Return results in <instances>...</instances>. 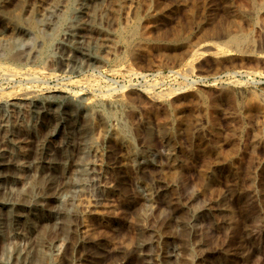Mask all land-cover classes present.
Here are the masks:
<instances>
[{"label": "rangeland", "instance_id": "1", "mask_svg": "<svg viewBox=\"0 0 264 264\" xmlns=\"http://www.w3.org/2000/svg\"><path fill=\"white\" fill-rule=\"evenodd\" d=\"M60 1L0 0V30L5 18L36 25L26 42L0 46V124L20 162L19 185L7 189L19 199L43 192L24 167L45 138L61 170L45 205L56 220L34 236L30 264H264V0H101L100 33H80L97 61L81 68L58 60L84 0ZM32 101L50 113L35 119ZM77 166L83 187L72 194ZM59 191L61 203L52 198ZM5 234L0 261L19 241L27 247Z\"/></svg>", "mask_w": 264, "mask_h": 264}, {"label": "bare ground", "instance_id": "2", "mask_svg": "<svg viewBox=\"0 0 264 264\" xmlns=\"http://www.w3.org/2000/svg\"><path fill=\"white\" fill-rule=\"evenodd\" d=\"M6 1V0H5ZM44 1V0H43ZM57 1V0H56ZM62 1V0H61ZM60 1V2H61ZM64 1V0H63ZM62 1V2H63ZM71 1H73V0H71ZM83 1V0H82ZM110 1H112V0H110ZM11 2V1H10ZM28 2V1H27ZM34 2V1H33ZM42 2V1H41ZM52 2V1H51ZM100 2H101V0H84L82 3L79 1V3H81V5L79 6V9H78V11H76V22H75V24H74V26L71 28V29H69L66 33H65V35H64V39H62L63 40V42L61 43V45L63 46V48H64V55L62 56V57H60V59L58 60L59 62V67H61V66H63V65H65L66 63L68 64V63H71L72 65H77V66H79L80 68L81 67H83V65L85 64V62H86V64L87 65H92V64H94L96 61H97V58L95 57V55L92 53H90L87 49H86V47H84L83 45H84V43H86L85 41H84V37L85 36H82L83 34H80L83 30L84 31H87V32H90L91 34H95V33H100V30H101V28H100V25L98 24V16H99V4H100ZM35 3V2H34ZM48 3H49V1H48ZM105 3V2H104ZM112 3H114V2H112ZM2 4V3H1ZM30 4V3H29ZM38 4V3H37ZM50 4V3H49ZM60 4V3H59ZM70 4V3H69ZM5 5V4H4ZM43 5V4H42ZM52 5V4H51ZM61 5V4H60ZM59 5V6H60ZM31 6V5H30ZM40 6V5H39ZM44 6V5H43ZM103 6H104V4H103ZM45 7H46V5H45ZM37 8V7H36ZM48 8V7H47ZM52 8V7H51ZM51 8H50V10H51ZM61 8V7H60ZM67 8V7H66ZM107 8H109V7H107ZM7 9V8H6ZM38 9V8H37ZM63 10H64V8H62ZM61 9V10H62ZM69 9V8H68ZM113 9V8H112ZM2 10V9H1ZM5 10V9H4ZM9 10V9H8ZM53 10V9H52ZM102 10H104V9H102ZM3 11V10H2ZM17 11V10H16ZM41 11V10H40ZM54 11V10H53ZM56 11V10H55ZM108 11V10H107ZM5 12V11H4ZM57 12H59V11H57ZM56 12V13H57ZM70 12V11H69ZM75 12V11H74ZM102 12V11H101ZM106 12V11H105ZM72 13V12H71ZM70 13V14H71ZM104 13V12H103ZM102 13V14H103ZM108 13V12H107ZM12 14H13V11H12ZM49 14V13H48ZM73 14V13H72ZM101 14V15H102ZM74 15V14H73ZM27 16V15H26ZM48 16V15H47ZM134 16V15H133ZM20 17V16H19ZM111 17H112V15H111ZM110 17V21L113 19V18H111ZM25 18V17H24ZM68 19H70V17H67ZM67 18H65V19H67ZM45 19V18H44ZM46 19H50V18H46ZM54 19V18H53ZM37 20H38V18H37ZM23 21V20H22ZM48 21V20H47ZM109 21V22H110ZM52 22V21H51ZM115 22V21H114ZM114 22H113V25H114ZM70 23V22H69ZM109 24V23H108ZM138 24V23H137ZM57 25V24H56ZM111 25H112V23H111ZM108 26V25H107ZM32 27L35 29L36 28V25L35 24H33L32 25ZM32 27H30V29H28V28H26V27H22L21 26V23H19L17 20L16 21H11V19L9 20V19H3V22H2V28H1V30H0V46L1 45H11V44H13V45H17V44H19L20 42H26L27 40H29V38H31L32 37ZM42 28V27H41ZM111 28V27H110ZM128 28V27H127ZM133 28H135V27H133ZM40 29V28H39ZM48 29V28H47ZM112 29V28H111ZM111 29H110V31H111ZM114 29V28H113ZM119 29V28H118ZM38 30V29H37ZM44 30V29H43ZM115 30V29H114ZM135 30H136V28H135ZM135 30H134V32H135ZM46 31V30H45ZM60 31V30H59ZM64 31V30H63ZM107 32V31H106ZM133 32V33H134ZM47 33H48V31H47ZM47 33H46V36H47ZM51 34V33H50ZM50 34H48V38H50ZM44 35V34H43ZM131 36H132V33L130 34ZM238 35V34H237ZM45 36V35H44ZM63 36V35H62ZM88 36V35H87ZM90 36V35H89ZM94 36V35H93ZM96 36V35H95ZM136 36V35H135ZM234 36H236V35H233V37ZM239 36V35H238ZM10 38V39H9ZM87 38V37H86ZM95 38V37H94ZM129 38H131V37H129ZM240 38V37H239ZM245 38V37H244ZM61 39H60V41H61ZM100 39H102V37L100 38ZM227 39V38H226ZM231 39V38H230ZM243 39V38H242ZM241 39V40H242ZM46 40H48L47 38H46ZM51 40V39H50ZM31 41V40H30ZM240 41V40H239ZM50 42V41H49ZM241 42V41H240ZM240 42H238V43H240ZM30 43V42H29ZM93 43L95 44V42L93 41ZM92 43V44H93ZM132 43V42H131ZM229 43V42H228ZM243 43V42H242ZM26 44V46L28 45L27 43H25ZM31 44V43H30ZM97 44H98V42H97ZM100 44V43H99ZM103 44H105V43H103ZM233 44V43H232ZM231 44V45H232ZM39 45V44H38ZM58 45V44H57ZM122 45V44H121ZM228 45V44H227ZM239 45V44H238ZM237 45V43L235 44V47H237L238 46ZM44 46V45H43ZM95 46V45H94ZM98 46V45H97ZM134 46V45H133ZM225 46V45H224ZM233 46V45H232ZM234 47V48H235ZM6 48V47H5ZM49 48V47H48ZM47 48V49H48ZM95 48H96V46H95ZM130 48V47H129ZM233 48V47H232ZM28 49V48H27ZM37 48H35L34 50L35 51H38V50H36ZM50 49V48H49ZM56 49V48H55ZM107 49V48H106ZM44 50V49H43ZM53 50V49H52ZM51 50V51H52ZM1 51V50H0ZM51 51H49L50 53H51ZM117 51V50H116ZM118 51H120L119 50V48H118ZM32 52H34V51H32ZM39 53H40V51H38ZM49 52H46V53H49ZM52 52H54V51H52ZM59 52V51H58ZM57 52V53H58ZM92 52V51H91ZM36 53V52H35ZM38 53V54H39ZM42 54V53H41ZM72 54V55H71ZM103 54H105V53H103ZM123 54V53H122ZM32 55V54H31ZM51 55V54H50ZM56 55V54H55ZM119 55V54H118ZM52 56V55H51ZM109 56V55H108ZM116 57V56H115ZM3 58V57H2ZM125 58V57H124ZM58 59V58H57ZM117 59V58H116ZM17 60V59H16ZM115 60V59H114ZM19 61V60H18ZM57 61V60H56ZM113 61V60H112ZM7 62H8V58H7ZM24 62V61H23ZM5 63V62H4ZM3 63V64H4ZM55 63V62H54ZM119 64V63H118ZM69 65V64H68ZM117 65V64H116ZM121 65V64H120ZM19 66V65H18ZM1 67V66H0ZM12 67V66H11ZM15 67V66H14ZM67 67V66H66ZM23 68H26V67H23ZM63 68V67H62ZM4 69V68H3ZM2 69V70H3ZM38 69V68H37ZM85 69H86V67H85ZM113 69V68H112ZM10 70H11V68H10ZM16 70H18V68L16 69ZM21 70V69H20ZM33 70L35 71V68H33ZM33 70L31 71V72H33ZM87 70V69H86ZM85 70V71H86ZM93 70V69H92ZM5 71V70H4ZM67 71V70H66ZM91 71V70H90ZM1 72V71H0ZM18 72V71H17ZM16 72V73H17ZM69 72V71H68ZM87 72V71H86ZM12 73V72H11ZM23 73V72H22ZM38 73V72H37ZM187 73V72H186ZM80 74V73H79ZM64 92V91H63ZM58 94V93H57ZM122 95V94H121ZM16 96V95H15ZM22 96V95H21ZM105 96V95H104ZM110 96V95H109ZM163 96V95H162ZM115 97H118V96H115ZM25 98V97H24ZM82 98V97H81ZM76 99V98H75ZM110 99V98H109ZM82 100V99H81ZM11 102H13V101H11ZM25 102V101H24ZM97 102V101H96ZM95 102V103H96ZM21 103V102H20ZM29 105H30V107H29V111L31 112V114L35 117V119L36 118H41V117H43L45 114H47V113H50L49 112V110H48V108H46V106L45 105H43L42 103H39V102H36V101H32V102H29ZM21 106V105H20ZM24 107H25V104L23 105ZM26 109L28 108V105L26 104ZM105 106V105H104ZM118 106V105H117ZM123 106V105H122ZM14 108H16V109H18L19 108V106H17V105H14L13 106ZM3 108V107H2ZM1 108V106H0V110L2 109ZM23 108V107H22ZM21 108V109H22ZM100 108V107H99ZM100 109H102V108H100ZM112 109V108H111ZM117 109V108H116ZM11 110H13V109H11ZM118 110H119V108H118ZM23 111V110H22ZM52 111V110H51ZM106 111V110H105ZM20 112V111H19ZM18 112V113H19ZM28 112V111H27ZM65 112V111H64ZM107 112H109V111H107ZM10 113V112H9ZM17 113V112H16ZM66 113V112H65ZM53 114V113H52ZM51 115V114H50ZM55 115V114H54ZM54 115H52V116H54ZM83 115V114H82ZM81 115V116H82ZM95 115V114H94ZM99 115H100V113H99ZM98 115V116H99ZM104 115V114H103ZM101 116V115H100ZM5 117V116H4ZM49 117V116H48ZM63 117V116H62ZM102 117V116H101ZM7 118V117H6ZM14 118V117H13ZM21 118V117H20ZM25 118H26V116H25ZM70 117H68V118H66V119H64L63 121H61L60 123H58L57 125H58V129L59 128H61V127H63V128H65V126L66 125H68L69 124V122H70V119H69ZM102 119V118H101ZM42 120V119H41ZM62 120V119H61ZM81 120V119H80ZM12 122H13V120H11ZM15 121H16V119H15ZM22 121V120H21ZM38 121V120H37ZM43 121V120H42ZM57 121V120H56ZM73 121V120H72ZM105 121V120H104ZM34 122V121H33ZM46 122V121H45ZM77 122V121H76ZM82 122V121H81ZM117 122V121H116ZM122 122V121H121ZM21 123V122H20ZM47 123V122H46ZM50 123V122H49ZM52 123V122H51ZM56 123V122H55ZM110 123V122H109ZM13 124V123H12ZM22 124H24V123H22ZM53 124V123H52ZM98 124V123H97ZM124 124V123H123ZM38 125V124H37ZM45 125V124H44ZM128 125V124H127ZM14 126V125H13ZM50 126H51V124H50ZM53 126V125H52ZM48 127V126H47ZM99 127V126H98ZM146 127V126H145ZM22 128V127H21ZM49 128V127H48ZM17 128H15V130H16ZM52 129V128H51ZM57 129V130H58ZM45 131V130H44ZM50 131V130H49ZM61 132H62V129L60 130ZM67 131V130H66ZM73 131H74V128H72L71 130H70V132L68 133L69 135H71L72 133H73ZM126 132V131H125ZM25 133V132H24ZM55 133H56V130L55 131H52L51 133H50V135H49V137L51 138V137H54L55 136ZM17 134V133H16ZM42 134V133H41ZM67 134V135H68ZM108 134V133H107ZM106 134V135H107ZM63 135H65L64 133H63ZM63 135H62V137H63ZM77 135V134H76ZM75 135V136H76ZM79 135V134H78ZM25 136V135H24ZM42 136V135H41ZM44 136V135H43ZM80 136V135H79ZM94 136V135H93ZM124 136V135H123ZM20 137V136H19ZM13 138H14V134H12V133H10V132H8L7 130H6V125H5V121L4 120H2V122H1V124H0V242L2 241V237H3V235H6L5 234V232L6 231H10V234H11V238L13 239V238H15L16 240L17 239H20V240H26L25 242L27 243V247L26 248H22V247H19L20 245H21V242L22 241H19L20 242V244H19V246L16 248V249H14V251L13 252H11L10 253V255H9V258L7 259V257H6V259H7V261H0V264H30V262L32 261V260H34V256H36L38 253H39V249H38V244H36V241H35V239H34V236L37 238L39 235H40V228L42 227L43 228V225H45V224H49L50 222H53L54 220H56V219H54V218H56V217H54L53 215H47L46 214V212H45V205H47L49 202H48V199L51 197H48L50 194H49V192H47V189L49 190V187H50V184H52L53 183V181L55 180V178L57 177L56 176V174L57 173H59L58 171H57V169H58V165L56 164L57 163V161H56V159H55V157H54V155L52 156V153H51V143L49 142V140H48V138H45V140L44 141H42V143H41V145H40V158L39 159H37V160H35V162L33 163V164H31L30 163V165H27V166H25L24 168L27 170V172L29 173V177L27 178V179H29L30 177H32L30 180H32V181H35L36 180V178L37 179H39V178H41V180H40V182L41 183H43V184H41L42 185V189H43V192H36V191H32L31 190V192L29 191V193H27V197H25L24 199H19V198H16L17 196H16V194L15 195H13L14 193L12 192L13 191V188H11V190H8L7 189V187H8V185H19L18 183H19V178H18V176L17 175H19L20 173H18L17 172V175L16 174H14L13 172V170L14 169H16V168H18V164L20 163H18L16 160L15 161H13L12 159H10V154L13 152H11L10 153V145H12V142L13 141H15V140H13ZM26 138H28V137H26ZM77 138V137H76ZM76 138H75V140H76ZM17 139H18V137H17ZM16 139V141H18ZM34 139V138H33ZM40 139V138H39ZM57 139H60V138H57ZM69 139H71V137L69 138ZM68 139V140H69ZM116 139V138H115ZM122 139V138H121ZM35 140V139H34ZM51 140H53V139H51ZM74 140V139H73ZM78 140V139H77ZM27 141V140H26ZM36 141V140H35ZM79 141V140H78ZM34 142V141H33ZM37 142V141H36ZM70 142H72V141H69V143L68 144H65L66 146V148H68L70 145H71V143ZM87 142V141H86ZM15 143V142H14ZM23 143V142H22ZM29 143V142H28ZM81 143H82V141H81ZM27 144V143H26ZM35 144V143H34ZM53 144V143H52ZM58 144H60V142H58ZM25 145V144H24ZM55 144H53V146H54ZM76 144H74V146H75ZM127 145V144H126ZM34 146V145H33ZM56 146V145H55ZM58 146V145H57ZM20 147V146H19ZM18 147V148H19ZM31 147V146H30ZM76 147H77V145H76ZM76 147H75V149H76ZM24 148V147H23ZM27 148V147H26ZM79 148V147H78ZM25 149V148H24ZM58 149V148H57ZM12 150V149H11ZM66 150V149H65ZM70 150V149H69ZM20 151V150H19ZM22 151V150H21ZM31 152H32V150H31ZM34 153V152H33ZM71 153H73V152H71ZM75 153H76V151H75ZM93 153V152H92ZM15 154V153H14ZM99 154V153H98ZM16 155V154H15ZM75 155H77V154H75ZM81 155V154H80ZM79 156V155H78ZM77 156V157H78ZM30 157H31V155H30ZM32 157H35V156H32ZM76 157V156H75ZM76 157V158H77ZM91 157V156H90ZM98 157V156H97ZM96 157V158H97ZM60 158V157H59ZM59 158H57L58 160H60ZM92 158V157H91ZM99 158V157H98ZM20 159V158H19ZM73 159V158H72ZM94 159V158H93ZM141 159V158H140ZM28 160V159H27ZM31 160V159H30ZM65 160V159H64ZM139 160V159H138ZM24 161V160H23ZM26 161V160H25ZM63 161V160H62ZM72 161V160H71ZM74 161V160H73ZM72 161V162H73ZM56 162V163H55ZM59 162V161H58ZM65 162H66V160H65ZM75 162V161H74ZM80 162V161H79ZM93 162V161H92ZM70 163V162H69ZM76 163H78V162H76ZM91 163V162H90ZM99 163V162H98ZM141 163H142V161H141ZM145 163V162H144ZM25 165L26 164H29V163H24ZM68 165V164H67ZM71 165V164H70ZM120 166V165H119ZM143 166V165H142ZM87 167V166H86ZM89 167V166H88ZM60 168H61V165H60ZM69 168V167H68ZM74 168V167H73ZM72 169V168H71ZM144 169H146V168H144ZM68 170H70V169H68ZM75 170V169H74ZM92 171L94 170V169H91ZM76 173L75 174H73V176L76 178H74V182L71 184V187H70V192L72 193V194H76V193H80V191L82 190V187H83V185L81 184V182H80V180H77V178L78 177H81V173H80V168L77 166L76 167ZM141 171V170H140ZM97 172V171H96ZM99 172V171H98ZM61 173V172H60ZM80 173V174H79ZM92 173V172H91ZM90 173V174H91ZM27 174V173H26ZM71 174H72V172H71ZM70 174V175H71ZM102 174V173H101ZM24 174H22V176H23ZM62 177L63 178H65V179H67V183H69V181H70V179H71V176L70 175H68V173H66V171H63L62 172ZM60 175V176H61ZM95 175V174H94ZM94 175H91V176H93L94 177ZM28 176V175H27ZM87 176V175H86ZM96 176H98V175H96ZM20 177V176H19ZM73 178V177H72ZM89 179H90V177H88ZM92 178V177H91ZM95 178V177H94ZM96 178H98V177H96ZM95 178V179H96ZM58 180V179H57ZM57 180H55L56 181V183H57ZM63 180V179H62ZM62 180H61V183H62ZM91 180V179H90ZM90 180H89V182H90ZM23 181V182H22ZM21 182L24 184V181L26 182V180H22ZM28 181V180H27ZM39 181V180H38ZM37 180H36V182H38ZM65 181V180H64ZM58 182H60V180L58 181ZM83 182V181H82ZM60 183V184H61ZM65 183V182H64ZM96 183V182H95ZM21 184V183H20ZM30 184V187L31 186H33V185H31V184H33L32 182L31 183H28V185ZM39 184V183H38ZM59 184V183H58ZM59 184V185H60ZM70 184V183H69ZM25 185L26 186H28L27 185V183H25ZM24 185V186H25ZM36 185V184H35ZM41 185H39V186H41ZM65 185V184H64ZM95 185H97V183L95 184ZM140 185V184H139ZM21 186H22V184H21ZM20 186V187H21ZM82 186V187H81ZM85 186V185H84ZM91 186H93V184H91ZM91 186H90V188H91ZM118 186H120V185H118ZM141 186V185H140ZM16 187V186H15ZM36 188L38 187L37 185L35 186ZM62 187V186H61ZM93 187H95V186H93ZM104 187V186H103ZM147 187V186H146ZM18 189H19V187H17ZM27 188V187H26ZM34 188V187H33ZM32 188V189H33ZM39 188V187H38ZM57 188V187H56ZM66 188H68V187H66ZM17 189V192H21V191H23V190H18ZM40 190V189H39ZM39 190H37V191H39ZM51 190V189H50ZM54 190V189H53ZM56 190V189H55ZM59 190V189H58ZM57 190V191H58ZM66 190V192H67V189H65ZM88 190V189H87ZM86 190V191H87ZM90 190V189H89ZM91 190H93L92 188H91ZM90 190V191H91ZM103 190V189H102ZM151 190V189H150ZM27 192H28V190H26ZM95 191V190H94ZM143 191V190H142ZM16 192V193H17ZM19 192V193H20ZM51 194L53 193V191L52 192H50ZM143 193V192H142ZM146 193V192H145ZM81 194H82V192H81ZM98 194V193H97ZM144 194V193H143ZM142 194V195H143ZM154 194V193H153ZM63 195H65L64 193H63ZM63 195H62V191H59V192H56V193H54L53 194V199L56 201V202H60V201H63L64 202V200H63ZM68 195V194H67ZM99 195V194H98ZM16 196V197H15ZM18 196H19V194H18ZM153 196V195H152ZM80 197V196H79ZM99 197H101V196H99ZM145 197V196H144ZM70 199V198H69ZM76 199V198H75ZM65 200H67L68 201V199H66L65 198ZM77 200V199H76ZM48 202V203H47ZM62 202V203H63ZM74 202V201H73ZM72 202V203H73ZM76 202V201H75ZM74 202V204H76ZM170 202V201H169ZM172 202V201H171ZM61 203V202H60ZM59 203V204H60ZM71 203V204H72ZM49 205H52V204H49ZM55 205V204H54ZM53 205V206H54ZM58 205V204H57ZM57 205H55V206H57ZM65 205V204H64ZM77 205V204H76ZM151 205V204H150ZM58 206H60V205H58ZM62 206V205H61ZM66 206H67V204H66ZM65 206V207H66ZM64 207V206H63ZM64 207V208H65ZM68 208H69V206H67ZM48 209H50L51 207H47ZM59 208V207H58ZM58 208L56 209V211H58ZM77 208V207H76ZM172 208V207H171ZM67 209V208H66ZM53 210V209H52ZM68 210V209H67ZM60 211H62L61 209H60ZM69 212V211H68ZM57 212H55L54 211V214H56ZM71 214V213H70ZM74 214V213H73ZM72 214V215H73ZM59 216H61V214L59 215ZM77 216H78V214H77ZM73 217V216H72ZM71 217V218H72ZM78 218V217H77ZM74 219V218H73ZM80 219V218H79ZM58 220H60V218L58 219ZM71 220V219H70ZM69 220V221H70ZM75 220L76 219H74V220H71L72 221V223H74L75 222ZM70 221V222H71ZM78 221V220H77ZM60 222H61V220H60ZM67 222V221H66ZM80 222V221H79ZM76 223V222H75ZM56 224V223H55ZM68 224H70V223H68ZM50 225V224H49ZM52 225V224H51ZM50 225V228H46L47 230L48 229H51V227H53V225L51 226ZM75 225V224H74ZM78 225V224H77ZM46 226V225H45ZM48 226V225H47ZM57 225H55V227H56ZM63 226V225H62ZM76 227H74V229H75ZM73 229V228H72ZM73 229V230H74ZM42 230V229H41ZM70 230V229H69ZM52 231V230H51ZM51 231H49V233H51ZM75 231V230H74ZM77 231V230H76ZM43 232V231H42ZM41 232V233H42ZM63 232V231H62ZM77 232H79V231H77ZM53 233V232H52ZM70 233V232H69ZM80 233H82V232H80ZM79 233V234H80ZM8 234V233H7ZM44 234V233H43ZM87 234V233H86ZM76 235V234H75ZM47 236V235H46ZM85 236H87V235H85ZM51 237V236H50ZM49 237V238H50ZM144 237V236H143ZM142 237V238H143ZM7 238H8V236H7ZM69 238H70V236H69ZM81 238V237H80ZM83 238V237H82ZM86 238H88V237H86ZM89 239V238H88ZM140 239H141V237H140ZM144 239V238H143ZM7 240V239H6ZM71 240V239H70ZM93 240V239H92ZM91 240V241H92ZM144 240H146V239H144ZM150 240H151V238H150ZM149 239H147L146 241H150ZM154 240H155V238H154ZM12 240H10V241H8L9 242V244H10V242H11ZM18 241V240H17ZM51 241V240H50ZM72 242L74 241V240H71ZM87 241V240H86ZM90 241V240H89ZM151 241H153V240H151ZM163 241V240H162ZM4 242H5V240H4ZM13 242V241H12ZM70 242V241H69ZM72 242H71V244H72ZM85 242V241H84ZM2 243V242H1ZM46 243V242H45ZM140 243V242H139ZM146 243V242H145ZM7 243H5V245H6ZM16 244V243H15ZM50 244V243H49ZM48 244V245H49ZM67 244V243H66ZM70 244V245H71ZM95 244H96V241H95ZM100 244H102V243H100ZM104 244V243H103ZM141 244V243H140ZM150 244V243H149ZM156 244V243H155ZM3 245V244H2ZM23 245H24V243H23ZM152 245V244H151ZM9 246V245H8ZM8 246H7V248H8ZM13 246H14V244H13ZM13 246L11 247V248H13ZM24 246H26V244L24 245ZM40 246V245H39ZM69 245H67L66 247H68ZM3 247V246H2ZM10 247V246H9ZM47 247H49V246H47ZM47 247H45V248H47ZM1 248V247H0ZM10 248V249H11ZM41 248V247H40ZM82 248H83V246H82ZM81 248V249H82ZM148 248V247H147ZM151 248V247H150ZM10 249H8V250H10ZM63 249V248H62ZM70 249H71V247H70ZM69 249V250H70ZM76 249V248H75ZM87 249V248H86ZM91 249V248H90ZM2 250V249H1ZM0 250V251H1ZM46 250V249H45ZM52 250V249H51ZM64 250V249H63ZM144 250V249H143ZM146 250V249H145ZM5 251H6V249H5ZM47 251V250H46ZM46 251H44L43 250V252L45 253ZM49 251H50V248H49ZM55 251V250H54ZM75 251V250H74ZM78 251H79V249H78ZM84 251V250H83ZM41 252H42V249H41ZM57 252V251H56ZM56 252H54V253H56ZM64 252V251H63ZM71 252V251H70ZM80 252V251H79ZM95 252V251H94ZM97 252V251H96ZM95 252V253H96ZM142 252V251H141ZM145 252V251H144ZM2 252H0V254H1ZM4 253V252H3ZM50 253V252H49ZM54 253H51L52 255L54 254ZM66 253V252H65ZM94 253V254H95ZM150 253V252H149ZM148 252H147V254H149ZM43 254V253H42ZM57 254H59L58 252H57ZM64 254V253H63ZM62 254V255H63ZM99 254H101V253H99ZM105 254V253H104ZM61 255V256H62ZM65 255V254H64ZM69 255V254H68ZM7 256H8V254H7ZM66 256V255H65ZM90 256V255H89ZM97 256V255H96ZM2 257V256H1ZM43 257V256H42ZM41 257V258H42ZM53 257H55V256H53ZM56 259H58L57 257H55ZM63 258V257H62ZM141 258H143V257H141ZM60 259V258H59ZM153 259V258H152ZM36 260V259H35ZM38 260H40V259H38ZM45 260V259H44ZM93 260V259H92ZM143 260L145 261L146 260V258L144 259L143 258ZM150 260V259H149ZM149 260H148V262H149ZM54 261H55V259H54ZM61 261H63V260H61ZM60 261V262H61ZM144 261H142V263L144 262ZM153 261V260H152ZM154 262V261H153ZM152 262V263H153ZM159 262V261H158ZM32 263V262H31ZM49 263H50V261H49ZM165 263V262H164ZM37 264V263H36ZM39 264V263H38ZM45 264V263H44ZM47 264V263H46ZM89 264V263H88ZM92 264V263H91ZM150 264V263H149Z\"/></svg>", "mask_w": 264, "mask_h": 264}]
</instances>
